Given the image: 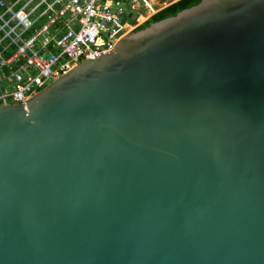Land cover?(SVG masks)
<instances>
[{"label":"water","instance_id":"1","mask_svg":"<svg viewBox=\"0 0 264 264\" xmlns=\"http://www.w3.org/2000/svg\"><path fill=\"white\" fill-rule=\"evenodd\" d=\"M0 264H264V0H201L0 105Z\"/></svg>","mask_w":264,"mask_h":264},{"label":"built area","instance_id":"2","mask_svg":"<svg viewBox=\"0 0 264 264\" xmlns=\"http://www.w3.org/2000/svg\"><path fill=\"white\" fill-rule=\"evenodd\" d=\"M152 5L149 0H0V105L26 106L80 62L111 52L140 26L141 12H153Z\"/></svg>","mask_w":264,"mask_h":264},{"label":"trees","instance_id":"3","mask_svg":"<svg viewBox=\"0 0 264 264\" xmlns=\"http://www.w3.org/2000/svg\"><path fill=\"white\" fill-rule=\"evenodd\" d=\"M172 1L173 0H170V2ZM200 1L201 0H179L177 2H174L168 7L162 9L158 13L151 16L147 21H145L142 25L136 28L133 32H138L140 30L147 28L152 23H156L168 17H172L177 13H179L180 11L198 4Z\"/></svg>","mask_w":264,"mask_h":264},{"label":"rangeland","instance_id":"4","mask_svg":"<svg viewBox=\"0 0 264 264\" xmlns=\"http://www.w3.org/2000/svg\"><path fill=\"white\" fill-rule=\"evenodd\" d=\"M152 4H155V5H152L153 12H152V10L150 12L148 10L147 11L144 10V13L141 12L143 14L144 18L139 19L140 25H142L145 21H147L154 14H156L159 11H161L162 9L166 8L165 5L169 4V2L167 0H156L155 3H152ZM171 4H172V2H171Z\"/></svg>","mask_w":264,"mask_h":264},{"label":"crops","instance_id":"5","mask_svg":"<svg viewBox=\"0 0 264 264\" xmlns=\"http://www.w3.org/2000/svg\"><path fill=\"white\" fill-rule=\"evenodd\" d=\"M149 1H150L151 3H154L156 0H149ZM167 1L169 2V4H166L165 7H167L168 5H171L170 0H167ZM177 1H179V0H173L172 3L177 2Z\"/></svg>","mask_w":264,"mask_h":264}]
</instances>
